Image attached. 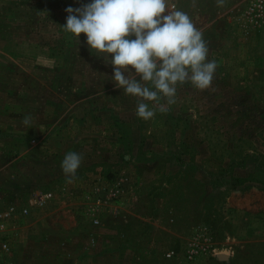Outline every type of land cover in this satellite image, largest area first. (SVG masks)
<instances>
[{
  "label": "rangeland",
  "instance_id": "obj_1",
  "mask_svg": "<svg viewBox=\"0 0 264 264\" xmlns=\"http://www.w3.org/2000/svg\"><path fill=\"white\" fill-rule=\"evenodd\" d=\"M168 4L218 66L145 121L74 0H0V264H264V0Z\"/></svg>",
  "mask_w": 264,
  "mask_h": 264
},
{
  "label": "clouds",
  "instance_id": "obj_2",
  "mask_svg": "<svg viewBox=\"0 0 264 264\" xmlns=\"http://www.w3.org/2000/svg\"><path fill=\"white\" fill-rule=\"evenodd\" d=\"M61 25L113 66L111 80L125 94L137 98L136 114L147 121L156 114L149 102L165 100L159 111L175 103L177 86L211 87L217 61L208 59V46L189 14L172 10L168 0H74ZM30 121L26 117L25 124ZM82 155L68 152L62 171L71 179Z\"/></svg>",
  "mask_w": 264,
  "mask_h": 264
},
{
  "label": "built area",
  "instance_id": "obj_3",
  "mask_svg": "<svg viewBox=\"0 0 264 264\" xmlns=\"http://www.w3.org/2000/svg\"><path fill=\"white\" fill-rule=\"evenodd\" d=\"M51 194L50 193H47V196L49 197ZM14 208V207H13ZM13 208L12 207H10L7 211H5V213L4 212H0V218L2 219V221H1V227H4L5 226V222H4V220L5 219H7V221L10 219V217H11V215H12V212H13ZM27 208H29V207H24L22 210H21V212H23V213H26L29 209H27ZM95 223H98V221L97 220H95L94 221V224ZM2 249H5V250H8V248H7V246H6V244L5 243H2ZM189 257H193L192 256V254H190L189 255ZM1 264H4L3 262L1 263Z\"/></svg>",
  "mask_w": 264,
  "mask_h": 264
},
{
  "label": "crops",
  "instance_id": "obj_4",
  "mask_svg": "<svg viewBox=\"0 0 264 264\" xmlns=\"http://www.w3.org/2000/svg\"><path fill=\"white\" fill-rule=\"evenodd\" d=\"M1 206H2V205H0V208H1ZM5 239H6V238H5ZM6 240H7V243H8V240H9V239L7 238ZM8 245H9V243L6 244V246H8ZM4 250H5V249H3L2 251H4ZM5 251H6V253H3V252H0V253H1L2 255H4V256H8V255H9V254H8V253H9V250H5Z\"/></svg>",
  "mask_w": 264,
  "mask_h": 264
}]
</instances>
